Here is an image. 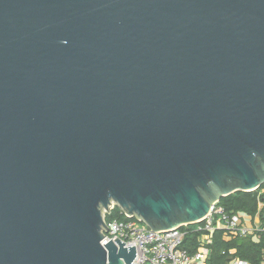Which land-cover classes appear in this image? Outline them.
<instances>
[{"label": "water", "instance_id": "95a60500", "mask_svg": "<svg viewBox=\"0 0 264 264\" xmlns=\"http://www.w3.org/2000/svg\"><path fill=\"white\" fill-rule=\"evenodd\" d=\"M264 183V0H0V264H132Z\"/></svg>", "mask_w": 264, "mask_h": 264}, {"label": "built area", "instance_id": "2783aa9c", "mask_svg": "<svg viewBox=\"0 0 264 264\" xmlns=\"http://www.w3.org/2000/svg\"><path fill=\"white\" fill-rule=\"evenodd\" d=\"M115 207L112 205L109 212H103V218ZM243 216L239 213L230 214L219 205H212L209 214L197 224L194 231L199 233L196 250L192 253L185 248L184 240L189 225L161 232H153L134 218L125 222H105L107 229H102L103 239L100 244L106 245L110 240L125 244V248H135V259L132 264H207L211 255L209 246L212 235L216 230H223L235 237H248L253 234L243 223ZM234 264H246L234 261Z\"/></svg>", "mask_w": 264, "mask_h": 264}, {"label": "trees", "instance_id": "16d2710c", "mask_svg": "<svg viewBox=\"0 0 264 264\" xmlns=\"http://www.w3.org/2000/svg\"><path fill=\"white\" fill-rule=\"evenodd\" d=\"M264 190V183L252 192H236L219 201V205L230 214H243L254 217L257 213L258 202H264V195L260 191ZM122 211L115 206L109 214L105 216V222L129 221ZM186 229L184 240L185 248L192 253L196 250L199 233L194 231V226L189 225ZM258 242H254L252 237H235L223 230H216L212 235V243L209 246L211 255L207 264H231L233 260L239 259L249 264H262L264 261V231L260 232ZM234 254H230V251Z\"/></svg>", "mask_w": 264, "mask_h": 264}, {"label": "crops", "instance_id": "0c3cea01", "mask_svg": "<svg viewBox=\"0 0 264 264\" xmlns=\"http://www.w3.org/2000/svg\"><path fill=\"white\" fill-rule=\"evenodd\" d=\"M260 194L264 195V190L260 191ZM244 218H243V223L246 227H248L249 229H253V234L250 235L249 237H252V240L254 242H258L259 240V233L264 231V202H258L257 205V213L254 217H248L245 216L243 214H241ZM230 254H234V251H230ZM241 261L239 259H235L233 260V262L231 264H234V261ZM244 262V261H242ZM246 264H249L247 262H245ZM264 264V261L263 263Z\"/></svg>", "mask_w": 264, "mask_h": 264}]
</instances>
